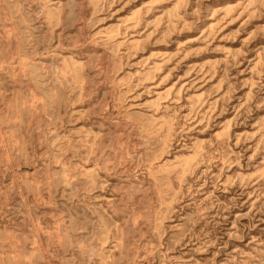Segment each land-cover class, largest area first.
<instances>
[{
	"label": "clouds",
	"instance_id": "clouds-1",
	"mask_svg": "<svg viewBox=\"0 0 264 264\" xmlns=\"http://www.w3.org/2000/svg\"><path fill=\"white\" fill-rule=\"evenodd\" d=\"M26 3L0 0V264H264V0Z\"/></svg>",
	"mask_w": 264,
	"mask_h": 264
},
{
	"label": "rangeland",
	"instance_id": "rangeland-1",
	"mask_svg": "<svg viewBox=\"0 0 264 264\" xmlns=\"http://www.w3.org/2000/svg\"><path fill=\"white\" fill-rule=\"evenodd\" d=\"M15 3H17L20 6V13L22 15H25L28 11V3H26V0H15ZM220 7H226V5H221ZM3 16H4V14L0 13V18H3ZM226 16H227V13L225 12L223 15H221L219 17V19H217L216 14L214 12L212 17H210V23L208 24L209 31H211L213 28H215L216 26L219 25L223 29V31L221 32V35L230 36L231 31H235L237 29V24H236V22H233V23H229V24H227V26H225V24H226L225 17ZM257 39L264 40V37H257ZM252 42L255 43V40H253ZM217 43H223V44H225V46H227V43L225 41H219L218 40Z\"/></svg>",
	"mask_w": 264,
	"mask_h": 264
}]
</instances>
